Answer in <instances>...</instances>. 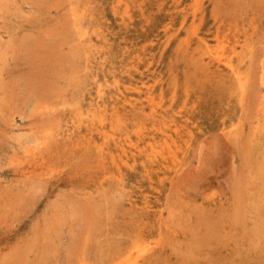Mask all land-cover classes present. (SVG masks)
<instances>
[{
	"label": "rangeland",
	"instance_id": "374dc122",
	"mask_svg": "<svg viewBox=\"0 0 264 264\" xmlns=\"http://www.w3.org/2000/svg\"><path fill=\"white\" fill-rule=\"evenodd\" d=\"M211 262L264 264V0H0V264Z\"/></svg>",
	"mask_w": 264,
	"mask_h": 264
},
{
	"label": "bare ground",
	"instance_id": "6f19581e",
	"mask_svg": "<svg viewBox=\"0 0 264 264\" xmlns=\"http://www.w3.org/2000/svg\"><path fill=\"white\" fill-rule=\"evenodd\" d=\"M54 1V0H53ZM62 1V0H61ZM68 1V0H67ZM89 1V0H88ZM117 1V0H116ZM64 2V1H63ZM66 2V1H65ZM85 2V1H84ZM115 2V1H114ZM126 2V1H125ZM76 3H77V1H76ZM121 3V2H120ZM119 3V4H120ZM64 4V3H63ZM70 5H71V3H69ZM74 4V3H73ZM84 4V3H83ZM86 4V3H85ZM90 4V3H89ZM101 4V3H100ZM112 4V3H111ZM45 5V4H44ZM47 5V4H46ZM77 5V4H76ZM113 5H115L114 3H113ZM123 5V4H122ZM40 6V5H39ZM90 6H92V5H90ZM119 6V5H118ZM41 7V6H40ZM127 7V6H126ZM36 8H37V6H36ZM44 8V7H43ZM78 8V7H77ZM81 8V7H80ZM85 8V7H84ZM96 8V7H95ZM95 8H93V9H95ZM116 8V7H115ZM67 9H68V7H67ZM89 9V8H88ZM104 9V8H103ZM84 10V9H83ZM110 10V9H109ZM66 11H68V10H66ZM115 12V11H114ZM101 13H103V12H101ZM116 14V13H115ZM121 14V13H120ZM118 15V14H117ZM101 16V15H100ZM103 16V15H102ZM116 16V15H115ZM115 16H113V17H115ZM82 17V16H81ZM92 17V16H91ZM97 19H98V17H96ZM102 18V17H101ZM105 18V17H104ZM131 18V17H130ZM103 19V18H102ZM127 19V18H126ZM70 20V19H69ZM123 20V19H122ZM102 21V20H101ZM120 21V20H119ZM131 21V20H130ZM81 22V21H80ZM100 22V21H99ZM124 22H125V20H124ZM107 23V22H106ZM129 23H131V22H129ZM83 24V23H82ZM81 24V25H82ZM98 24H100V23H98ZM109 24V23H108ZM124 24V23H123ZM132 25V24H131ZM78 26V25H77ZM105 27V26H104ZM99 28V27H98ZM131 28V27H130ZM79 30H80V28H79ZM109 30V29H108ZM81 31H83V30H81ZM80 31V32H81ZM97 31H98V29H97ZM107 32V31H106ZM112 32V31H111ZM75 36V35H74ZM83 37V36H82ZM88 37V36H87ZM96 38V37H95ZM97 38H98V36H97ZM101 38V37H100ZM103 38H105V37H103ZM78 39V38H77ZM85 39V38H84ZM73 40H74V38H73ZM101 41H102V39H101ZM75 42V41H74ZM77 42V41H76ZM80 42V41H79ZM106 42V41H105ZM82 43V42H81ZM106 43H108V42H106ZM93 44V43H92ZM88 45H89V43H88ZM75 46V45H74ZM86 46V45H85ZM82 48V47H81ZM93 48V47H92ZM92 48H91V50H92ZM76 49V48H75ZM94 49V48H93ZM84 50V49H83ZM80 51H82V50H80ZM75 53H76V51H75ZM85 53V52H84ZM92 53V52H91ZM109 53V52H108ZM79 55V54H78ZM81 55V54H80ZM86 56H87V54H86ZM113 56V55H112ZM115 56V55H114ZM88 57V56H87ZM78 58V57H77ZM76 58V59H77ZM98 58V57H97ZM115 58V57H114ZM119 58V57H118ZM216 58V57H215ZM80 59V58H79ZM125 59V58H124ZM80 60H83V59H80ZM110 60V59H109ZM106 61V60H105ZM120 61V60H119ZM74 62H75V60H74ZM90 62V61H89ZM125 62V61H124ZM218 62H220V61H218ZM82 64H84V63H82ZM124 64V63H123ZM222 64V63H221ZM83 66V65H82ZM118 66V65H117ZM124 66V65H123ZM74 67V66H73ZM97 67V66H96ZM227 67V66H226ZM88 68V67H87ZM229 68V67H228ZM120 69H121V67H120ZM108 70V69H107ZM107 70H105V71H107ZM233 70V69H232ZM77 71V70H76ZM78 71H80V69L78 70ZM82 71V70H81ZM115 71V70H114ZM114 71H112V72H114ZM122 71V70H121ZM237 71V70H236ZM83 72V71H82ZM88 73V72H87ZM120 73V72H119ZM82 74V73H81ZM96 74V73H95ZM94 74V75H95ZM101 74V73H100ZM104 74V73H103ZM90 75V74H89ZM77 76H79V74L77 75ZM87 76V75H86ZM93 76V75H92ZM102 76V75H101ZM94 77V76H93ZM78 78V77H77ZM88 78H90V77H88ZM75 79V78H74ZM114 79V78H113ZM244 79V78H243ZM88 80H90V79H88ZM103 80V79H102ZM105 80V79H104ZM112 80V79H111ZM110 80V81H111ZM78 81H79V79H78ZM85 81V80H84ZM114 81V80H113ZM76 82V81H75ZM246 82V80L244 81V83ZM85 83V82H84ZM93 83V82H92ZM101 83V82H100ZM112 83V82H111ZM75 84V83H74ZM95 84V83H94ZM84 85V84H83ZM104 85V84H103ZM110 85V84H109ZM81 86V85H80ZM94 86V85H93ZM90 87V86H89ZM88 87V88H89ZM246 87V86H245ZM81 88H83L82 86H81ZM100 88H101V86H100ZM228 88V87H227ZM226 88V89H227ZM74 89H76V88H74ZM112 89V88H111ZM81 90V89H80ZM83 90V89H82ZM81 90V91H82ZM94 90V89H93ZM109 90V89H108ZM84 91H85V89H84ZM89 91V90H88ZM92 91V90H91ZM104 91V90H103ZM77 92V91H76ZM79 92V91H78ZM111 92V91H110ZM115 94H116V92H114ZM243 93V92H242ZM84 94V93H83ZM90 94H91V92H90ZM118 95H120V94H118ZM87 96V95H86ZM97 96V95H96ZM80 97V96H79ZM113 97V96H112ZM244 97V96H243ZM83 98H87V97H83ZM88 99V98H87ZM95 99V98H94ZM115 99V98H114ZM122 99V98H121ZM126 99V98H125ZM80 100V99H79ZM84 100V99H83ZM110 101V100H109ZM118 101V100H117ZM98 103H99V101H97ZM112 102H113V100H112ZM121 102V101H120ZM111 103V102H110ZM114 103V102H113ZM83 104V103H82ZM116 107H117V104L115 105ZM117 109V108H116ZM84 110V109H83ZM82 110V111H83ZM62 112H64L65 113V111H62ZM245 113V112H244ZM63 116V115H62ZM61 116V117H62ZM65 116H67V115H65ZM68 117V116H67ZM73 118V117H72ZM64 120V119H63ZM238 120V119H237ZM240 121V120H239ZM64 122H66V121H64ZM111 123H112V121H111ZM67 124V123H66ZM102 124V123H101ZM100 125V124H99ZM223 125V124H222ZM74 127V126H73ZM223 131V130H222ZM68 132V131H67ZM80 132V131H79ZM73 133V132H72ZM84 133V132H83ZM112 133V132H111ZM224 133V132H223ZM80 134V133H79ZM115 134V133H114ZM119 135V134H118ZM117 135V136H118ZM229 135H231V134H229ZM235 136V135H234ZM237 138V137H236ZM123 140V139H122ZM121 140V141H122ZM236 140V139H235ZM239 140V139H238ZM232 141H233V139H232ZM234 143H235V141H234ZM240 143V142H239ZM64 144V143H63ZM238 145H240V144H238ZM241 148V147H240ZM243 149V148H242ZM91 150V149H90ZM93 150H94V148H93ZM240 151V150H239ZM88 153V152H87ZM103 153V152H102ZM236 155V154H235ZM98 157V156H97ZM104 160V159H103ZM114 168V167H113ZM242 169V168H241ZM244 169V168H243ZM26 173V172H25ZM118 173V172H117ZM121 173V172H120ZM115 175V174H114ZM122 177V176H121ZM253 177V176H252ZM250 180V179H249ZM117 181V180H116ZM175 181V180H174ZM121 183V182H120ZM122 186V185H121ZM123 188V187H122ZM188 190V189H187ZM120 191V190H119ZM125 191H127V190H125ZM166 191V190H165ZM122 194V193H121ZM128 194V193H127ZM123 195V194H122ZM127 196V195H126ZM129 197V196H128ZM125 198V197H124ZM157 198V197H156ZM159 198V197H158ZM221 199V198H220ZM197 200V199H196ZM109 201V200H108ZM128 201V200H127ZM161 202V201H160ZM208 203V202H207ZM203 204V203H202ZM206 204V203H205ZM222 204V203H221ZM220 204V205H221ZM227 204V203H226ZM261 204V203H260ZM223 205V204H222ZM215 206V205H214ZM229 206V205H228ZM237 206V205H236ZM93 207V206H92ZM95 207V206H94ZM203 207V206H202ZM216 207V206H215ZM222 207V206H221ZM220 207V208H221ZM244 207V206H243ZM219 208V209H220ZM223 208V207H222ZM222 208L220 209L221 211H222ZM236 208V207H235ZM95 209V208H94ZM145 209H146V207H145ZM180 209H181V207H180ZM97 210V209H96ZM95 210V211H96ZM182 210H184V209H182ZM145 211V210H144ZM159 211V210H158ZM233 211V210H232ZM97 212H99V211H97ZM190 212V211H189ZM208 212V211H207ZM217 212H219V211H217ZM140 213V212H139ZM158 213H160V212H158ZM132 214V213H131ZM219 214V213H218ZM152 215V214H151ZM159 215V214H158ZM127 216V215H126ZM125 216V217H126ZM125 217H124V219H125ZM182 217H183V215H182ZM182 217H180V218H182ZM224 217V216H223ZM155 218V217H154ZM160 219V218H159ZM216 219V218H215ZM158 220V219H157ZM140 221V220H139ZM215 221V220H214ZM217 221H219V220H217ZM116 222V221H115ZM142 222H144V221H142ZM141 222V223H142ZM158 222V221H157ZM227 222V221H226ZM229 222V221H228ZM117 223V222H116ZM154 223V222H153ZM199 223V222H198ZM211 223H213V222H211ZM144 224V223H143ZM157 224V223H156ZM155 223H154V225H156ZM204 224V223H203ZM224 224H225V221H224ZM215 225V224H214ZM227 225H229V224H227ZM159 226V225H158ZM161 226V225H160ZM143 227V226H142ZM220 227V226H219ZM223 227H224V225H223ZM230 228V227H229ZM160 229V228H159ZM212 229V228H211ZM217 229H220V228H217ZM143 230V229H142ZM198 230V229H197ZM223 230H224V228H223ZM175 231V230H174ZM172 232V231H171ZM203 232V231H202ZM208 232V231H207ZM160 233V232H159ZM175 233V232H174ZM228 233V232H227ZM225 234V233H224ZM206 235H208V234H206ZM137 236V235H136ZM176 236H177V233H176ZM197 236V235H196ZM146 237V236H145ZM206 237V236H205ZM198 238H200V236L198 237ZM198 238H196V239H198ZM205 239H208V236H207V238H205ZM204 239V240H205ZM147 240V239H146ZM200 240V239H199ZM138 242V241H137ZM206 242V241H205ZM210 242V241H209ZM196 243H198V241L196 242ZM204 243V242H203ZM213 243V242H212ZM199 244V243H198ZM205 244V243H204ZM203 244V245H204ZM122 246V245H121ZM190 246V245H189ZM210 246V245H209ZM191 247V246H190ZM195 247V246H194ZM229 247V246H228ZM160 248V247H159ZM202 248V247H201ZM204 248V247H203ZM206 249H208V248H206ZM229 249V248H228ZM24 250H27V248L26 249H24ZM23 250V251H24ZM32 250V249H31ZM156 250V249H155ZM163 250V249H162ZM19 251V250H18ZM157 251V250H156ZM192 251V250H191ZM190 251V252H191ZM209 251V250H208ZM207 251V252H208ZM145 252V251H144ZM143 252V253H144ZM177 252V251H176ZM193 252V251H192ZM158 253V252H157ZM174 253V252H173ZM178 253V252H177ZM196 253V252H195ZM202 253V252H201ZM203 253H204V251H203ZM230 253V252H229ZM158 254H160V253H158ZM193 254V253H192ZM204 254H206V252L204 253ZM140 256H141V254H139ZM139 255H137V256H139ZM157 255V254H156ZM162 255V254H161ZM173 255H175V254H173ZM208 255V254H207ZM206 255V256H207ZM119 256H120V254H119ZM159 256V255H158ZM210 256H212V255H210ZM38 257V256H37ZM121 257H123V256H121ZM191 257V256H190ZM176 258V257H175ZM135 259L136 258H134L133 260L135 261ZM160 259V258H159ZM168 259V258H167ZM177 259V258H176ZM179 259V258H178ZM180 259H182V258H180ZM188 259V258H187ZM192 259V258H191ZM193 259H196V258H193ZM192 259V260H193ZM204 259H206V258H204ZM198 260H200V259H198ZM133 261V262H134ZM169 261V260H168ZM189 261V260H188ZM183 262V261H182ZM192 262V261H191ZM208 262V261H207ZM210 262V261H209ZM132 263V262H131ZM146 263V262H145ZM168 263V262H167ZM180 263V262H179ZM212 263V262H211ZM174 264V263H173ZM192 264V263H191ZM212 264H214V263H212Z\"/></svg>",
	"mask_w": 264,
	"mask_h": 264
}]
</instances>
